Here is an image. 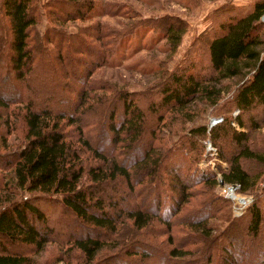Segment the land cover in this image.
<instances>
[{
    "label": "trees",
    "instance_id": "trees-1",
    "mask_svg": "<svg viewBox=\"0 0 264 264\" xmlns=\"http://www.w3.org/2000/svg\"><path fill=\"white\" fill-rule=\"evenodd\" d=\"M95 5V0H44L41 4L52 16L49 24L57 27L86 18ZM43 10L38 0H0V109L20 104L23 110L22 143L0 155L4 160L0 163V264H30L23 248L36 253L50 242L63 252L77 251L83 264H99L94 259L107 242L114 251L100 264H143L154 246L138 241L123 246L115 240L123 229L141 231L155 219L169 236L170 220L188 198L184 180L194 178L207 192L217 186L215 172L196 171L204 137L216 147V157L223 163L216 164L220 180L238 183L241 191L255 195L220 237L211 234L203 218L186 225L189 237L208 239L197 260L212 264L214 257L234 251L236 244L230 240L242 234L260 250L264 263V187L258 188L264 181V23L260 20L264 0L216 9V17L217 13L225 17L216 18L215 27L212 20L190 42L182 66L139 93L111 91L107 84H100L99 92L90 94L91 82L87 85L86 78L76 89L72 82L81 75L78 60L84 59L82 53H89V46L82 41L69 53V39H80L79 31L70 36L49 26L36 40L31 38L29 33L44 17ZM166 19L170 22L162 33L174 52L184 25L180 19ZM123 35L112 31L100 36L102 42L93 51L97 64L117 51ZM195 50L206 58L205 67L199 65L200 71H207L205 75L195 72L188 54ZM62 53L69 59L70 70L61 65ZM87 63L88 68L97 66ZM235 77L240 81L232 92L219 85ZM222 90L231 93V108L220 115V123L207 128L197 121L203 110L197 113L189 106L194 101L217 106ZM163 112L169 114L166 120ZM5 140L0 137L2 146ZM139 186L146 193L143 207L133 201ZM170 192L181 198L174 214L168 207ZM220 200L231 209L229 200ZM162 204L167 210L159 213ZM52 213L60 221L50 224ZM242 222V232L238 229L225 237L230 227ZM162 251L158 254L167 261L188 253L177 247Z\"/></svg>",
    "mask_w": 264,
    "mask_h": 264
},
{
    "label": "rangeland",
    "instance_id": "rangeland-1",
    "mask_svg": "<svg viewBox=\"0 0 264 264\" xmlns=\"http://www.w3.org/2000/svg\"><path fill=\"white\" fill-rule=\"evenodd\" d=\"M38 1L40 3V10L44 9V17L40 18L38 25L32 27L29 36L36 40V37L41 36L44 26H49V28L53 27L54 30L59 28V30L68 33L70 36L79 31L80 39H69L68 52L70 53L72 51L70 50L72 47H81L83 41L88 44L89 53H82L80 57L84 59L78 60L79 66L74 63L75 66L80 67L81 75L77 78L78 81H76V83L74 81L72 83H74V87L79 90L82 78H86V80H88L87 85H90L91 82L90 94L94 92L98 93V88L102 87L100 84H107L106 89L111 91L123 90L139 93L146 90V88L148 89L155 82H159L165 73H169L182 66L181 63L184 61L187 54L188 45L192 40L196 39L199 34L204 32L209 23H212V20V25L215 27L216 18L222 20V17H225L223 14L219 13H217L216 17V9L227 6L228 3L243 6L251 2V0H95V7L86 18L67 21L63 25L57 27L52 23L49 24V19H51L52 16L48 15L46 8L41 6L44 0ZM51 10L53 12L56 11L53 9ZM219 15L221 16L219 17ZM263 16L264 14L261 16L260 20L264 23ZM166 18L180 19L184 25V32L174 52L170 51L164 33H162L164 26L170 22L169 19L167 20ZM112 31L113 33L115 31L124 33L119 41L118 49H116L117 51L113 53L107 61L97 64L96 61L98 60V56L94 55L93 51L94 49H98L97 45L102 42L100 36L102 34H110ZM49 38L54 40L53 36ZM50 52L52 55H55L53 54L54 49L52 46ZM188 54L190 58L192 57L191 61H193L195 65V72H198L200 75H205L207 71H200L199 65H201L203 69L206 64V58L199 56L196 50ZM62 55L64 61H62L61 65L64 69L70 70V66L68 67L67 65L69 62L68 57L65 56V53H62ZM87 62L92 64L96 63L97 66L88 68ZM186 67L187 66H183L184 69ZM239 81L240 78L235 77L222 80L219 85L221 88L230 87V91L232 92ZM105 93L109 92L106 91ZM230 95V92L226 93L222 90L217 106L194 101L192 106L189 107L192 111L198 109L197 113L203 110L200 114L201 118L197 119V121L205 123L206 127H208L211 119L228 113V110L231 108L229 101ZM20 108V104H12L7 110L0 109V137L6 139L5 146H2V142L0 144V155H5L22 143L23 124L21 121V113L23 110H20ZM168 116L169 114L165 113V120ZM189 124L190 123H186V127H188ZM97 131L98 128L96 126L95 132H92L93 137L96 135ZM142 141L144 142V138ZM208 141L211 143L208 137H204L200 140L203 153L196 163V171L204 172L206 170H211L215 172L216 177L218 169L216 164L223 165V163L218 160L217 157H215L214 160L211 159L212 157L208 156L205 152V143ZM211 145L216 149L212 143ZM2 159L3 158L0 157V163H3L4 160ZM181 177H183V174ZM184 182L186 184L185 186L188 185L189 187L187 191L188 198L181 204L178 213L171 218L169 236H167L168 233L164 234L165 228L158 219H155L152 225L146 229L134 231L125 228L117 236L115 242L123 246L132 245L138 241L137 243L141 245L150 244L155 247V249L153 247L150 248L152 250H150L149 257L144 260L143 264H202V261L197 260V258L201 251V246L206 243L205 241L208 239H205V241L201 238L197 240L195 234L193 237H189V230L186 228V225L195 220L200 221V219L203 218L206 220V223L210 225L212 229L211 234L214 237H220L219 233L225 230L231 219L241 216H236L234 214V205L231 201L230 210L232 212H230L228 204L220 200L223 197L219 194V189L216 185L207 192L202 184H195L196 181L194 178L189 180L185 179ZM262 186L264 187V181L258 188L261 189ZM137 189L133 201L135 204L138 203L143 207V202L141 201L144 200L146 193L140 190V186ZM163 192L164 190L161 192L162 202L165 203L166 199ZM169 195L171 202L168 200V207L171 210L170 212L174 214L173 212L177 209V203L181 198L176 192H170ZM251 195L253 196L255 194ZM212 197L213 199H211ZM208 198L211 200H207ZM207 201L208 206L205 205ZM166 206L167 205L162 204V210L160 208L161 211L159 213L166 212ZM147 209L150 210V212L152 210L150 206H147ZM56 221H60V219L57 215L52 213L49 218V223L53 224V222ZM242 224L243 222L235 225L234 228L230 227L225 237L235 230L238 231V229L242 232ZM261 235L264 236V229ZM237 237H233L234 240H230V243L233 242V244H236L234 247L235 250L233 251L230 248L231 250L227 252V255H221L222 257L218 255V257H214L212 264H264L260 262L261 258L258 256L260 250H256L257 248H255V245L250 241L249 237L241 234L242 239L239 238L240 241ZM230 238L231 237L228 239ZM109 243L110 242H107L104 249L96 256L94 261H99L100 264L101 261L103 262L109 257V253L114 251L111 250L112 248L110 247L112 245H109ZM171 247L180 248L181 251H186L190 254L186 253L181 258L169 259L168 261L162 260L160 258L161 255L158 253H164L162 249L168 250ZM23 249H25L23 252L30 260V264H83L77 251L70 250L68 252H63L60 246L55 242L48 243L43 250L36 253L32 252L29 248L24 247ZM217 251L218 250H216V253ZM118 261H120V259H118ZM110 264H116V261Z\"/></svg>",
    "mask_w": 264,
    "mask_h": 264
},
{
    "label": "built area",
    "instance_id": "built-area-1",
    "mask_svg": "<svg viewBox=\"0 0 264 264\" xmlns=\"http://www.w3.org/2000/svg\"><path fill=\"white\" fill-rule=\"evenodd\" d=\"M236 114L237 111H234L233 115ZM221 121H222L221 116L214 117L213 119H211V122L207 128L217 123H220ZM205 152L208 154V156L212 157L211 159L213 160L215 159L216 149L211 145L209 141L205 143ZM216 180H217V187L219 189V194L223 198H226L227 200L233 203L234 214L236 216L242 215L249 207V205H251V203L253 202V196L251 195V193L241 191L240 185L238 183L222 182L220 180L219 172L216 173Z\"/></svg>",
    "mask_w": 264,
    "mask_h": 264
}]
</instances>
